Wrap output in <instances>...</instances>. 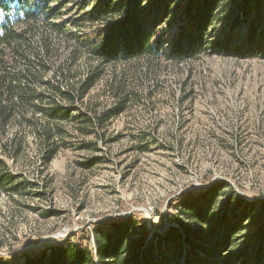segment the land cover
Here are the masks:
<instances>
[{"label":"rangeland","instance_id":"obj_1","mask_svg":"<svg viewBox=\"0 0 264 264\" xmlns=\"http://www.w3.org/2000/svg\"><path fill=\"white\" fill-rule=\"evenodd\" d=\"M185 1L175 0L166 22L156 25L151 55L106 66L83 99L88 110L79 102L68 119L57 114L64 135L49 164H42L26 133L22 153L9 159L19 191L0 189L2 259L20 261L19 253L69 243L89 245L95 254L94 235L110 230L111 221L127 224L130 239H140L141 249L159 259L173 249L167 228L183 222L189 229L191 215L203 213L215 221L224 205L232 209L240 199L264 201V56L166 59ZM120 2L54 0L51 6L60 7L54 19H67L68 32L93 37ZM255 10L264 31V0ZM159 11L154 8L148 21ZM231 11L223 9L214 19L212 36L227 32ZM245 30L246 24L234 28L237 42ZM110 84L127 95L126 109L101 127L84 128L82 120L113 105ZM52 98L48 103L61 107ZM8 133L18 134L15 128ZM259 219L245 222L235 247L250 240ZM255 245L249 242L250 252ZM193 251L191 243L182 242L172 264H203L192 262Z\"/></svg>","mask_w":264,"mask_h":264},{"label":"trees","instance_id":"obj_2","mask_svg":"<svg viewBox=\"0 0 264 264\" xmlns=\"http://www.w3.org/2000/svg\"><path fill=\"white\" fill-rule=\"evenodd\" d=\"M52 1L0 0V189L7 193H17L21 186L10 170L9 159L22 153L26 133L32 134L42 164H49L64 135L57 114L61 112L68 119L79 102L86 108L83 99L102 77L106 66L151 55L156 25L166 22L175 0H150L146 6H143L146 0H121L119 9L113 7L112 17L102 20L103 28L97 29L93 37L68 32L67 19H54L60 7H52ZM257 5L258 0H186L178 13L181 23L164 57L180 63L202 53L264 56V31L258 29ZM158 6L160 11L148 21ZM233 6L235 11H231ZM223 9L235 14H230L227 32L214 37L210 26ZM243 24H246L244 38L237 42L234 28ZM158 41L155 40V45ZM81 59L80 69L77 64ZM52 78L55 85H51ZM58 84H64L65 88ZM111 85L108 88L116 97L113 105L82 120L84 128L101 127L126 109L127 95L122 94L120 87L114 89ZM54 96L61 107L48 103ZM12 128L18 134L10 135ZM93 163L92 160L87 165ZM240 202L232 209L224 205L215 221L209 222L203 213L191 215L189 229L183 222L167 228L165 236L171 238L173 249L159 255V259L152 253L149 255V250L141 249L140 239H130L127 224L111 221L110 230L94 235L95 254L89 245L69 243L19 253L20 261H7L0 256V264H172L174 250L185 241L195 250L194 263L225 264L224 259L233 258L241 264H261L264 201L248 203L240 199ZM254 217L260 219L250 240L241 248L235 247L245 222ZM249 242L257 243L253 252L249 250Z\"/></svg>","mask_w":264,"mask_h":264}]
</instances>
